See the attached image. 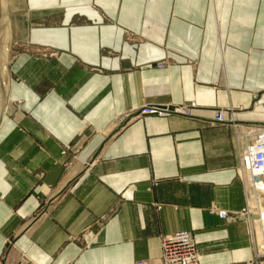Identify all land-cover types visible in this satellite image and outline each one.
Returning a JSON list of instances; mask_svg holds the SVG:
<instances>
[{"label":"crops","instance_id":"1","mask_svg":"<svg viewBox=\"0 0 264 264\" xmlns=\"http://www.w3.org/2000/svg\"><path fill=\"white\" fill-rule=\"evenodd\" d=\"M8 11L0 264H137L181 230L200 264H264L236 175L243 134L264 125L246 113L264 106V0H8ZM191 102L190 116L139 114Z\"/></svg>","mask_w":264,"mask_h":264},{"label":"built area","instance_id":"2","mask_svg":"<svg viewBox=\"0 0 264 264\" xmlns=\"http://www.w3.org/2000/svg\"><path fill=\"white\" fill-rule=\"evenodd\" d=\"M163 64L158 63L159 66ZM195 107V102L180 106L147 105L140 110L139 114L190 116ZM223 117V113L220 112L217 114L215 121H224ZM243 136L244 145L238 148L236 174L244 186L247 201L244 211L248 216L253 255L255 259H260L264 257V208H259L256 221H251L250 216L255 213L253 211L254 202L259 204L264 196V126L250 130ZM212 211H217L221 218L227 216L226 210L212 208ZM256 222L260 229V235L257 234L255 229L257 227ZM137 264H200V251L194 235L189 231L181 230L161 238V254L158 258L141 261Z\"/></svg>","mask_w":264,"mask_h":264},{"label":"rangeland","instance_id":"3","mask_svg":"<svg viewBox=\"0 0 264 264\" xmlns=\"http://www.w3.org/2000/svg\"><path fill=\"white\" fill-rule=\"evenodd\" d=\"M2 21V20H1ZM7 28H8V30L6 29V31L7 32H5V33H7L8 34V36H9V28H10V25H9V23L7 24ZM6 34V35H7ZM6 42V41H5ZM6 44H7V47H6V51H7V58H5L6 59V61H9V64H10V61H11V58H12V56H13V50H12V44H11V41H10V43H8V42H6ZM10 48H11V51H10ZM9 70H10V65H9ZM10 86H11V74H10ZM8 98H9V95H8ZM8 100H6V102H7ZM185 105V104H184ZM4 108H5V106H4ZM193 111V110H192ZM243 111V110H242ZM245 111V110H244ZM243 111V112H244ZM220 112H222L223 113V111H221V110H217V111H215V119H216V117H217V114L218 113H220ZM234 111H232V113H233ZM250 112L252 113V112H259V114H261V113H264V106L263 105H261V103L260 102H258V101H255L253 104H252V106H251V108L250 109H248V110H246V113H247V115H249L250 114ZM234 113H236V112H234ZM192 114V113H191ZM223 116H224V113H223ZM224 118V121H225V116L223 117ZM224 121H221L222 123L224 122ZM213 122H220V121H213ZM262 126H264V125H259V127L258 128H260V127H262ZM249 131H247V133H248ZM244 134H246V133H244ZM238 166V165H237ZM237 168V167H236ZM237 175V174H236ZM241 181V180H240ZM241 183H242V181H241ZM243 184V183H242ZM244 187V186H243ZM251 202H253V201H251ZM246 206H247V201H246V205H245V208L243 209V213H245V209H246ZM264 208V196L262 197V201L258 204V203H256V202H254V207H253V211H255V213L254 214H251V216H250V218H251V221L252 220H257V216H256V214L258 213V210H259V208ZM245 215L247 216V214L245 213ZM253 216V217H252ZM247 219H248V216H247ZM256 226H257V222H256ZM257 228H259L258 226H257ZM256 227H255V229H257ZM260 259H264V257H261Z\"/></svg>","mask_w":264,"mask_h":264},{"label":"bare ground","instance_id":"4","mask_svg":"<svg viewBox=\"0 0 264 264\" xmlns=\"http://www.w3.org/2000/svg\"><path fill=\"white\" fill-rule=\"evenodd\" d=\"M3 11H2V13H1V15H0V20H4V16H3ZM6 29L8 30V28H7V25H6V27L4 28V30H3V32H2V35H1V37H0V65L2 66V68H3V85H2V88H4L3 90H2V96H1V92H0V102H1V100H4V104H3V108H2V111H1V116H2V113H3V110H4V106L6 105V100H8V95H9V90H10V80H9V82L7 81V76H6V69H5V66H7V63H8V61H6V59L5 58H7V51H6V47H7V44H6V42H8L9 43V36H8V34L7 33H5V32H7L6 31ZM7 34V35H6ZM6 41V42H5ZM1 119V118H0ZM250 132V131H249ZM257 228V227H256ZM256 232H257V234L258 235H260L261 233H260V229L259 228H257L256 229Z\"/></svg>","mask_w":264,"mask_h":264},{"label":"water","instance_id":"5","mask_svg":"<svg viewBox=\"0 0 264 264\" xmlns=\"http://www.w3.org/2000/svg\"><path fill=\"white\" fill-rule=\"evenodd\" d=\"M3 13V16L5 17L3 21L0 20V37L2 35V32L4 30V28L6 27V25L9 23V11H8V0H0V15ZM10 31V28H9ZM11 41V31L9 32V43ZM11 51V48H10ZM6 69V76H7V81L9 82L10 80V70H9V61L7 63V66H5ZM3 68L0 65V92H1V96H2V90L4 88H2L3 85ZM4 104V100H1L0 102V118H1V111H2V106Z\"/></svg>","mask_w":264,"mask_h":264}]
</instances>
